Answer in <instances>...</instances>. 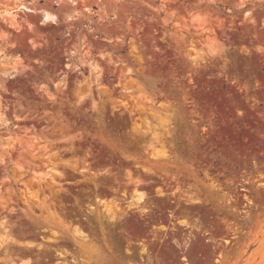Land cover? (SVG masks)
Wrapping results in <instances>:
<instances>
[{
    "label": "rangeland",
    "instance_id": "1",
    "mask_svg": "<svg viewBox=\"0 0 264 264\" xmlns=\"http://www.w3.org/2000/svg\"><path fill=\"white\" fill-rule=\"evenodd\" d=\"M0 264H264V0H0Z\"/></svg>",
    "mask_w": 264,
    "mask_h": 264
},
{
    "label": "bare ground",
    "instance_id": "2",
    "mask_svg": "<svg viewBox=\"0 0 264 264\" xmlns=\"http://www.w3.org/2000/svg\"><path fill=\"white\" fill-rule=\"evenodd\" d=\"M75 1L76 0H71L72 3H75ZM18 8L24 9L25 11H31V9H29V7H26L24 4H20L18 6ZM7 13H10V12H7ZM54 19H55V16L52 14H49V13H44V15L42 17L43 21H50V20H54Z\"/></svg>",
    "mask_w": 264,
    "mask_h": 264
}]
</instances>
